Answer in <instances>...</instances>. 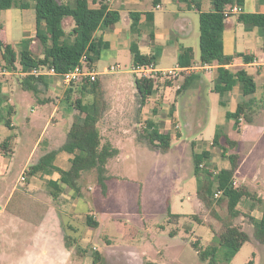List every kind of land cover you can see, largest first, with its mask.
Returning a JSON list of instances; mask_svg holds the SVG:
<instances>
[{
  "label": "crops",
  "instance_id": "1",
  "mask_svg": "<svg viewBox=\"0 0 264 264\" xmlns=\"http://www.w3.org/2000/svg\"><path fill=\"white\" fill-rule=\"evenodd\" d=\"M60 2L69 1L60 0ZM104 2L109 10H116L120 15L119 20L113 25L99 27L95 31V38L106 42L107 46L100 50L97 59L90 64L91 69L96 72V77L101 78L102 89L106 92L105 105L97 128L102 139L110 141L118 150V153L108 160L106 166V190L104 194L102 193L101 200H105L107 204L108 199H111L109 202H118V200L112 201L117 195L114 191L120 186L125 187L123 177L113 173L111 169L125 165L127 160L138 157V153L142 150L162 154L145 146L143 137L141 138L137 132V122L130 120L129 125L126 123L122 125V119L131 118L129 116L131 113L134 116L137 114L141 123L145 121V127L151 123V128L157 130L158 135L168 136L171 143L172 140L177 139L174 137V128L179 130L181 123L188 137L207 124L210 105L206 94L208 85L205 80L206 75L211 76L210 93L217 110L223 108L221 114H217L216 117H224L227 113L233 112L237 103L243 98V92L241 83L230 78L221 101L219 93L214 89L218 65L200 63L199 13L211 9L210 0H105ZM88 3L90 7L99 6V3L92 0H88ZM34 4L35 0H21L11 8L0 11V21L3 25L0 36L6 44L12 45L17 53L18 42L31 38V31L33 28L35 30ZM233 5L238 4L235 1L227 2L225 7L230 8ZM240 9V12H231L225 18L222 33L223 52L233 58L224 67L232 71L242 68L253 77L256 84V91L252 95L254 105L264 108L261 106L264 103V27L246 24L237 18L241 12L264 13V0H243ZM131 13L139 14L137 31L131 29ZM147 14L150 17H147ZM67 22H70L69 29L65 28ZM73 24L72 18H65L63 20L65 32L69 31ZM17 31L22 34H18ZM14 35L17 36L12 42ZM132 47H136L139 54L153 58L159 68L179 66L178 55L184 48L191 47L192 64L187 66L189 70L181 72L179 77L183 76L184 79L187 74L196 73L200 79L192 82L182 91L178 89L183 79L172 82L155 79L152 94L142 106L136 103L135 93L110 92V94L111 87L113 89L118 87L122 91L123 87L127 86L133 92L136 91L134 80L138 77L132 71L135 65L132 62ZM124 49L130 53V69L127 72H118V63L108 67L102 66L101 70H98L102 54H105L106 58L111 56L118 58ZM245 56L252 60L245 62ZM113 65H117L118 68L110 70ZM16 66L14 71L0 68V116H2L0 120V264H73V262L92 264L90 257L92 252L77 256L78 247L75 252L74 246L83 248L87 246L83 243L88 242V238L84 237V231L95 232L101 224V217L109 213L108 206L103 203L99 208L101 217H98L97 214L92 213V208L86 202L88 196L82 194L80 190L77 192L61 183L58 171L30 175L28 171L44 154L51 151H56L52 162L54 166L63 170L70 166L73 155L59 148L66 139L71 123L84 117L76 101L81 99L82 103L90 104L93 101V94L82 91L83 81L66 85L58 75H43L42 80L37 83L36 92L33 93L23 88L22 80L25 76L21 75L23 70L18 62ZM206 66H210L209 69ZM252 67H256L258 71V81L248 71ZM130 75L131 85L125 83L123 78ZM229 105L231 107L228 110L226 108ZM59 115L63 121L58 118ZM14 117L18 118L17 122L13 120ZM182 140V144L187 148L188 140ZM198 140L204 144L199 153L203 150L209 152V157L200 165L206 166L213 174L230 167L227 157L219 158L209 147L213 138L206 140L200 135ZM170 151L171 147L164 153L168 154ZM195 160L199 162L197 154ZM91 172L92 180L96 179L95 172L93 170ZM237 172L238 170L234 174L235 181ZM188 173L194 175L198 181L200 176L195 175L193 169L191 171L189 159ZM22 174H25L24 181L20 180ZM50 182H55L58 189L55 190L49 185ZM122 188L120 189L123 190ZM196 191L197 189L194 193L195 210L176 213L170 209L168 215L171 217V223L174 224L178 221L176 215L180 214L184 216L187 226L191 224V220L197 224L208 225L205 234V243L208 245L211 243L213 232H218L220 221L212 216L207 217L196 197ZM243 198L245 197L240 199L237 206L242 214L235 218L234 222L242 225V229L252 240L251 234L241 222L242 218L244 215H250L260 219L262 212L261 208L256 212L258 206L253 202L241 208L240 202ZM216 210L220 216H223L221 208L216 207ZM86 214H91L92 218L97 219L96 226L81 225L82 216ZM68 231L74 233L73 236H70ZM105 236L107 242H113L110 238L111 234L107 233ZM198 242L201 245L200 240ZM236 254L228 264H232ZM252 255L255 256V252ZM247 262L253 264L254 259H248L244 264Z\"/></svg>",
  "mask_w": 264,
  "mask_h": 264
},
{
  "label": "trees",
  "instance_id": "2",
  "mask_svg": "<svg viewBox=\"0 0 264 264\" xmlns=\"http://www.w3.org/2000/svg\"><path fill=\"white\" fill-rule=\"evenodd\" d=\"M21 0H0V11L14 6ZM69 2H60V0H35V40L41 46V56H34L31 48L32 39H22L18 42L19 51L6 44L0 36V68L7 71L16 70L18 65L22 70L31 67L45 66L52 67L57 73H62L78 64L81 56L86 54L89 63L97 59L100 50L107 46V43L95 38L94 33L99 27H108L119 20V12L109 10L105 0H92L99 3L98 7H90L88 0H68ZM211 9L199 13V52L200 63L217 64V82L214 89L219 93L220 99L226 90L228 79L233 78L241 83L243 98L237 103L233 112L227 113L231 118L235 129H238V123L243 118L247 123L252 122L251 114L254 112V99L252 95L256 91V84L246 70L240 68L232 71L224 66L232 61V56L223 52L222 33L225 25L224 8L227 2L235 1L242 6L243 0H210ZM138 13H131V29L137 31ZM67 17L73 19L72 28L65 32L63 20ZM147 17H150L147 14ZM239 21L259 28L264 27V13L241 12L237 15ZM0 21V33L2 30ZM192 48H184L178 55V64L181 67L191 66ZM132 62L142 64L153 61V58L139 54L136 47L131 48ZM251 58L244 57L245 62L251 61ZM200 77L196 73L187 74L181 83L178 91L187 89L192 82L199 81ZM42 80V76L34 77L26 75L23 80V88L32 91L37 90V83ZM24 84H27L25 86ZM136 89V99L139 106L145 104L153 91L152 79L134 80ZM82 91L93 94V101L90 104L82 103L81 99L76 102L81 113H84L82 120H74L66 133V139L59 150L71 153L70 166L67 169H60L53 165V159L56 151L44 154L38 162L30 167L29 175L38 172H47L56 170L59 172L61 183L73 188L79 192L78 181L81 174L93 170L96 181L101 188L102 193L106 190L107 162L114 157L118 150L108 140H103L97 128V123L104 109V92L100 82L84 80ZM246 96H249L246 98ZM2 116H0V120ZM151 123L146 126L145 139L148 148L167 152L170 147V138L168 136L158 135L157 130L151 128ZM141 137V138H142ZM140 138V137H139ZM223 138V139H222ZM224 141V144L220 140ZM212 145L220 148V155L227 157L230 167L221 169L213 174L206 166H200L194 159L193 172L199 175L196 197L200 201L204 210L219 220L223 230L214 231L211 243L205 248L199 247L197 242H192L191 246L196 250L200 260L207 261L209 264H228L231 258L238 252L240 247L250 240L248 233L235 224L234 220L242 213L238 209V203L242 197L255 199L261 204V218L255 219L250 215L249 222L253 226V237L259 243H264V199L254 198L250 191L243 185L234 184V174L238 167V154L236 152L228 153L231 149L237 147L238 142L229 138L220 137L215 133ZM202 161L209 157V152H201ZM55 190L58 189L55 182H50ZM220 191V195L214 200L213 194ZM224 204L225 215L220 216L216 210L217 205ZM197 218V217H195ZM87 225L96 226L91 217L86 219ZM218 254L220 260L217 259ZM101 253L97 250L92 252L93 264L99 262ZM149 264V263H147Z\"/></svg>",
  "mask_w": 264,
  "mask_h": 264
},
{
  "label": "rangeland",
  "instance_id": "3",
  "mask_svg": "<svg viewBox=\"0 0 264 264\" xmlns=\"http://www.w3.org/2000/svg\"><path fill=\"white\" fill-rule=\"evenodd\" d=\"M69 23H65L66 29H69ZM34 35L35 30L33 28L31 31V48L34 56H41L42 48L38 41L35 40ZM16 36H13L12 42H14ZM16 47V50L19 51L18 44ZM114 63L119 64L118 72H127L130 69L129 51L126 49L122 50V54L118 58L112 56L106 58L105 54H102L98 70H101L102 66L108 67ZM248 71L258 81L256 67L249 68ZM130 77L131 75L123 78L125 83L131 85ZM182 79L183 76H178L175 79L166 80V82L181 81ZM205 80L208 84L206 94L210 105V115L207 124L188 137L181 123L179 130L174 128V137L177 139L171 141L170 153L165 154L160 150L151 149L154 152L162 153L156 154L142 150L138 153V157L127 160L125 165L111 169L113 173L120 175L124 179L125 187L122 188L120 186L123 190L118 188L117 191H114L117 192V195L112 201L118 200V202H109L111 199H108L106 204L105 200H101V188L96 179L92 180L91 171L85 172L80 178L78 181L80 192L88 196L86 202L92 208V213L101 217L99 208L103 206V203L108 206L107 210L109 213L104 217L102 216L103 218H99L101 224L96 228L95 232L91 230L89 233H85L84 231V237L88 238V242L83 243L87 246L83 248L75 245V252L78 247L77 256L97 250L101 253L97 264H209L207 261L200 260L196 250L191 246L194 241L199 245L198 240L203 245H199V247L205 248L207 246L205 234L208 231V225L197 224L191 220V224L187 226L184 216L180 214L176 215L178 221L174 224L171 223V217L168 215L170 209L176 213L195 210L194 193L198 187V182L194 175H189L188 173V159L191 163V171L195 154L199 158V163L203 162L199 152L204 144L199 140L197 141L200 135L201 138L206 140L214 138L215 133H219L220 137L224 136L231 140L241 139L238 141L237 147L228 152H236L238 154V172L234 184L245 186L254 198L260 196L259 198L264 199V108L255 107L254 112L251 114L252 122L247 123L241 118L238 123V129H235L233 126L234 121L228 118L227 115L216 117L217 114H221L223 108L220 107L217 110L212 100L210 93L212 89L211 76L206 75ZM96 81L100 82L102 86L100 77H97ZM103 92L106 93L105 91ZM110 92L135 93L136 96V91L133 92L127 86L123 87L122 91L118 87L116 89L111 87ZM136 103L138 104L137 99ZM262 104L261 106L264 107V103ZM229 107L231 105L226 109L229 110ZM129 116L131 118L121 120L122 125L124 123L129 125L130 120L137 122V132L142 137L146 131L145 121L141 123L137 114L134 116L131 113ZM58 118L63 121L60 115ZM13 120L17 122L18 118L14 117ZM125 120L126 122H124ZM182 139L188 140L187 148L182 144ZM222 139L220 142L224 144ZM143 143L148 147L145 139ZM182 146L185 148H182ZM209 147L215 151L219 158L223 159L218 146H212L211 143ZM216 199L217 197H214V200ZM251 202L257 204L258 210L256 212H259L261 205L255 199L243 198L240 202V207H247L248 203ZM216 207L221 208V214L224 216L226 213L224 204ZM205 212L207 217L210 218L211 215L208 211L205 210ZM87 217H91V214L82 216L81 225H87ZM91 219L94 222L97 221V219L92 217ZM110 222L112 223L109 225ZM241 222L251 234L252 240L245 242L241 246L232 264H244L248 259H254L253 264H264V243L257 242L253 237V226L246 215H244ZM219 227L218 232L223 230L221 222H219ZM68 233L70 236L74 234L69 231ZM107 233L112 235L110 237L113 241L112 243L106 241L105 234ZM69 241L71 242V240ZM254 252L255 256L252 255ZM90 257L93 259L92 254ZM217 259L220 260L219 254ZM73 264H76V262H73ZM218 264L222 263L218 262ZM247 264L251 263L247 262Z\"/></svg>",
  "mask_w": 264,
  "mask_h": 264
},
{
  "label": "built area",
  "instance_id": "4",
  "mask_svg": "<svg viewBox=\"0 0 264 264\" xmlns=\"http://www.w3.org/2000/svg\"><path fill=\"white\" fill-rule=\"evenodd\" d=\"M240 10L241 9L239 5H233L230 8L225 7L224 8L225 18L228 17L231 12H240ZM90 64L91 63L88 62L86 54H83L78 64L74 65L65 72L57 73L52 67L38 66V67H31L27 70H23L21 72V75L22 76L32 75L34 77L43 76V75H58L61 78L62 83L66 85L82 82L84 80L95 81L97 78L96 72L93 69H91ZM206 67L208 68L210 66H206ZM117 68H118L117 65H113L110 67V70H115ZM187 70H189V67L175 66L173 68H159L153 61L142 64H135L132 69L134 73L139 75L138 78L147 79V80L175 79L181 74V72ZM20 180L21 181L25 180V174L21 175ZM219 195H220V191H215L213 194L214 197H218Z\"/></svg>",
  "mask_w": 264,
  "mask_h": 264
}]
</instances>
